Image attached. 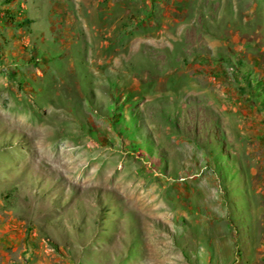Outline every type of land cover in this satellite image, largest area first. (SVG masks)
I'll use <instances>...</instances> for the list:
<instances>
[{
    "label": "rangeland",
    "instance_id": "rangeland-1",
    "mask_svg": "<svg viewBox=\"0 0 264 264\" xmlns=\"http://www.w3.org/2000/svg\"><path fill=\"white\" fill-rule=\"evenodd\" d=\"M264 264V0H0V264Z\"/></svg>",
    "mask_w": 264,
    "mask_h": 264
},
{
    "label": "crops",
    "instance_id": "crops-1",
    "mask_svg": "<svg viewBox=\"0 0 264 264\" xmlns=\"http://www.w3.org/2000/svg\"><path fill=\"white\" fill-rule=\"evenodd\" d=\"M4 264H8V262H5Z\"/></svg>",
    "mask_w": 264,
    "mask_h": 264
}]
</instances>
